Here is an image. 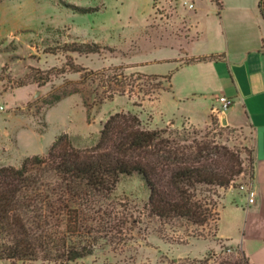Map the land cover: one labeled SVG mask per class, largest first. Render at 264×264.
<instances>
[{"label": "rangeland", "instance_id": "obj_1", "mask_svg": "<svg viewBox=\"0 0 264 264\" xmlns=\"http://www.w3.org/2000/svg\"><path fill=\"white\" fill-rule=\"evenodd\" d=\"M184 1L0 0V167H19L28 156H46L52 143L64 133L75 146L90 147L98 141L110 115L125 111L138 114L144 128L196 130L198 133L193 135L197 137L229 146L241 156L246 168L234 187L242 191L241 185L251 186L254 148L250 127L226 125L221 120L224 110L220 107H213L210 118L202 123L205 102L219 96L218 90H208L195 102H183L184 106L190 104L201 124L190 123L187 118H180L177 124L166 123V115L176 112L173 93L168 91L158 98L163 90L153 87L156 80L151 77L138 79L135 75L129 79L132 86L127 85L125 93L106 98L112 90L108 86L115 85L113 77L117 74L142 73L134 61L172 53L169 46L158 45L170 42L185 47L198 37L194 5L189 7ZM73 5L97 6L99 10L83 13ZM214 5L216 8L213 3L208 9ZM73 42H95L100 49L92 53L67 50ZM68 61L97 75L86 81L85 72L74 70ZM55 67L63 70L58 72L52 69ZM144 68L149 72L157 69ZM46 71L50 79L40 84L35 75ZM74 90L78 91L48 103L52 94ZM203 188L197 190L198 196L211 198L219 207L222 188H216V192L215 188ZM149 193L140 174L120 177L113 195L126 205L131 219L124 242L102 239L92 254L70 262L0 259V264H218L225 257L240 256L241 248L219 237L213 220L199 226H180L151 215L147 206ZM227 214L224 230L241 247V218L230 211ZM232 221L241 224L240 230Z\"/></svg>", "mask_w": 264, "mask_h": 264}, {"label": "trees", "instance_id": "obj_2", "mask_svg": "<svg viewBox=\"0 0 264 264\" xmlns=\"http://www.w3.org/2000/svg\"><path fill=\"white\" fill-rule=\"evenodd\" d=\"M260 5L264 15V0ZM73 9L83 13L99 10L76 5ZM99 49L95 42H73L67 50L92 53ZM214 57L197 56L189 61ZM67 65L84 71L86 81L97 75L73 62ZM52 69L60 72L63 67ZM135 75L153 78L158 90L167 89L165 84L172 77L171 73L121 72L113 77L115 85L108 86L112 90L106 98L125 93ZM35 77L45 84L50 73ZM77 91L52 94L48 103ZM169 129L144 128L138 114L120 111L104 122L98 141L90 147L75 146L64 133L46 156H28L19 167H0V259L70 262L92 254L102 239L124 242L131 219L126 205L113 195L123 174L142 176L150 191L149 211L162 222L199 226L213 220L218 230L219 207L211 198L199 197L197 190L215 188L216 192V188L234 185L246 171L244 162L229 146L193 135L196 130ZM253 172L254 162L252 178ZM240 253L218 264H255L244 251Z\"/></svg>", "mask_w": 264, "mask_h": 264}, {"label": "crops", "instance_id": "obj_3", "mask_svg": "<svg viewBox=\"0 0 264 264\" xmlns=\"http://www.w3.org/2000/svg\"><path fill=\"white\" fill-rule=\"evenodd\" d=\"M190 1L194 4L198 37L185 47L162 43L158 46H169L171 54L134 62L139 63L137 71L145 74L171 73L167 89L158 96L160 98L168 91L173 93L176 112L166 115V123L177 124L180 118H187L190 123L201 124L190 104L184 106L183 102L189 99L195 102L197 96H205L208 90L216 89L220 94L205 102L206 117L202 123L210 118L213 107L221 106L220 96L233 99L221 114V120L231 127L248 125L252 130L254 172L251 186L255 190V198L248 202L245 191H238L234 185L222 188L217 233L233 246L241 248L255 264H264V15L261 0H220L221 6L216 0ZM213 3L216 8L214 5L209 10ZM204 55L215 57L187 60ZM144 66L157 69L149 72ZM194 105L197 109L198 105ZM227 211L241 218L244 229L241 247L233 235L224 230ZM237 223L240 222L237 220ZM232 224L240 230L241 224L234 221Z\"/></svg>", "mask_w": 264, "mask_h": 264}, {"label": "built area", "instance_id": "obj_4", "mask_svg": "<svg viewBox=\"0 0 264 264\" xmlns=\"http://www.w3.org/2000/svg\"><path fill=\"white\" fill-rule=\"evenodd\" d=\"M185 4H188L189 7H192L194 4L193 2H188L187 0L184 1ZM221 106L220 108L222 110H225L227 109L233 102V99L230 98V97H227L225 95L223 96H220L218 98ZM218 108L216 107L215 110H217ZM243 191H245L247 197H248V202H253L254 201V198H255V190L253 189L252 186H247V185H241L240 187Z\"/></svg>", "mask_w": 264, "mask_h": 264}]
</instances>
